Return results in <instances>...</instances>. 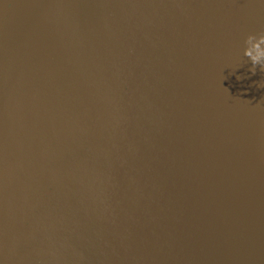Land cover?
Here are the masks:
<instances>
[{"label": "water", "instance_id": "1", "mask_svg": "<svg viewBox=\"0 0 264 264\" xmlns=\"http://www.w3.org/2000/svg\"><path fill=\"white\" fill-rule=\"evenodd\" d=\"M262 30L264 0H0V264H264Z\"/></svg>", "mask_w": 264, "mask_h": 264}, {"label": "clouds", "instance_id": "2", "mask_svg": "<svg viewBox=\"0 0 264 264\" xmlns=\"http://www.w3.org/2000/svg\"><path fill=\"white\" fill-rule=\"evenodd\" d=\"M253 41H259L260 43H264V30H262L258 35L249 34L245 38V49L244 56L248 57L252 68L250 71L254 74L256 70V66H259L262 71H264V50H260L259 54L253 55L252 50L250 49V45Z\"/></svg>", "mask_w": 264, "mask_h": 264}]
</instances>
